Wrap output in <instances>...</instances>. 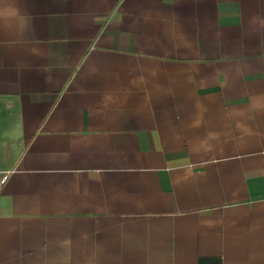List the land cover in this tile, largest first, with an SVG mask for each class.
I'll return each mask as SVG.
<instances>
[{"label":"crops","instance_id":"0c3cea01","mask_svg":"<svg viewBox=\"0 0 264 264\" xmlns=\"http://www.w3.org/2000/svg\"><path fill=\"white\" fill-rule=\"evenodd\" d=\"M0 264H264V0H0Z\"/></svg>","mask_w":264,"mask_h":264},{"label":"built area","instance_id":"2783aa9c","mask_svg":"<svg viewBox=\"0 0 264 264\" xmlns=\"http://www.w3.org/2000/svg\"><path fill=\"white\" fill-rule=\"evenodd\" d=\"M6 180H7V175L6 174L2 175L0 178V192H1L3 185L5 184Z\"/></svg>","mask_w":264,"mask_h":264}]
</instances>
